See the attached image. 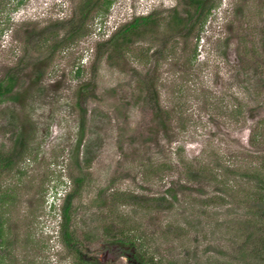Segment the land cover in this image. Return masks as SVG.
<instances>
[{
    "label": "rangeland",
    "instance_id": "rangeland-1",
    "mask_svg": "<svg viewBox=\"0 0 264 264\" xmlns=\"http://www.w3.org/2000/svg\"><path fill=\"white\" fill-rule=\"evenodd\" d=\"M0 87V264H264V0H0Z\"/></svg>",
    "mask_w": 264,
    "mask_h": 264
},
{
    "label": "trees",
    "instance_id": "trees-1",
    "mask_svg": "<svg viewBox=\"0 0 264 264\" xmlns=\"http://www.w3.org/2000/svg\"><path fill=\"white\" fill-rule=\"evenodd\" d=\"M194 3L196 4V10L197 11H201L204 9V0H193ZM93 4L88 3V6H92ZM152 16L148 15V16H142L140 18L135 19L132 23L128 24L127 26L124 27V29L122 30L123 33L128 32L132 27L137 26L139 23L141 22H147ZM0 92H1V87H0ZM73 193L70 192L65 196L64 199V208H63V213H64V217L68 222L70 221L71 218V213H70V201L72 199ZM65 224V223H64ZM66 225V224H65ZM65 240L66 243L68 245H71L72 242V238L69 232H65ZM124 248L123 250V254L127 256L128 258V264H147V260L144 258V256L140 255L139 253H137L134 249V246L132 245H128V246H122Z\"/></svg>",
    "mask_w": 264,
    "mask_h": 264
}]
</instances>
